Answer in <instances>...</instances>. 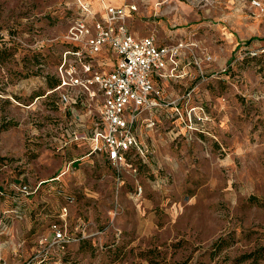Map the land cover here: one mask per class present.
Here are the masks:
<instances>
[{
	"label": "rangeland",
	"instance_id": "374dc122",
	"mask_svg": "<svg viewBox=\"0 0 264 264\" xmlns=\"http://www.w3.org/2000/svg\"><path fill=\"white\" fill-rule=\"evenodd\" d=\"M78 1L0 0V264L30 258L58 191L73 197L68 229L85 235L54 249V264H264V11L254 0H81L97 14L134 5L135 36L195 39L214 58L203 77L192 66L161 82L178 107L137 123L146 153L133 171L91 152L85 93L52 91Z\"/></svg>",
	"mask_w": 264,
	"mask_h": 264
},
{
	"label": "built area",
	"instance_id": "2783aa9c",
	"mask_svg": "<svg viewBox=\"0 0 264 264\" xmlns=\"http://www.w3.org/2000/svg\"><path fill=\"white\" fill-rule=\"evenodd\" d=\"M253 5L264 11L261 2L254 0ZM135 9L134 5H107L103 13L97 14L89 2L79 0L78 15L65 33L67 47L57 65L59 83L52 89L79 88L86 94L83 104L93 105L96 114L88 135L91 152L103 155L117 170L133 171L132 158L146 153L134 131L136 122L145 115V125L151 126L152 110L178 107V98L167 99L157 79L185 74L177 72L182 62L183 67L193 66L203 77L214 61L213 55L195 39L160 43L153 35L134 36L126 19ZM104 50L114 54V61L98 59ZM249 53L254 55L256 51ZM108 64L111 68L106 70L103 66ZM229 64L221 70L225 71ZM42 182L33 188L27 184L18 188L29 195ZM58 194L62 202L57 215L49 221L47 234L37 239L33 254L21 264H54V249L61 250L85 235L83 230L77 233L67 227L72 195L61 191ZM67 264L80 262L72 260Z\"/></svg>",
	"mask_w": 264,
	"mask_h": 264
},
{
	"label": "crops",
	"instance_id": "0c3cea01",
	"mask_svg": "<svg viewBox=\"0 0 264 264\" xmlns=\"http://www.w3.org/2000/svg\"><path fill=\"white\" fill-rule=\"evenodd\" d=\"M107 2H112V3H118L117 2V0H106ZM116 6H119V5H116ZM134 35V34H133ZM135 36V35H134ZM136 37H143V36H136ZM177 39H181V38H174V39H171V41H174V40H177ZM171 41H169V42H171ZM235 47V46H234ZM183 65H184V63L182 62L181 63V66H180V68L178 69V71L177 72H182V71H184L185 72V74H183L182 76H179V77H173V78H166V79H157V83L159 84V85H161V82L163 81H165V80H174V81H179V80H181V79H184L186 76H187V73H188V71L190 70V68L192 67V66H186V67H183ZM212 67V66H211ZM196 69V68H195ZM199 76V75H198ZM189 79L191 80L192 78L191 77H189ZM164 96L167 98V99H171L172 97L171 96H168V95H166V94H164ZM166 108V107H165ZM165 108H161V109H156V110H152V112H151V117L153 116V115H155L158 111L159 112H161L163 109H165ZM144 117H145V115H144ZM141 120V118L136 122V125H135V134H136V136H137V132H136V127H137V123L139 122ZM143 120H144V118H143ZM137 138H138V136H137Z\"/></svg>",
	"mask_w": 264,
	"mask_h": 264
},
{
	"label": "trees",
	"instance_id": "16d2710c",
	"mask_svg": "<svg viewBox=\"0 0 264 264\" xmlns=\"http://www.w3.org/2000/svg\"><path fill=\"white\" fill-rule=\"evenodd\" d=\"M58 83H59V80L57 81L56 85H57ZM56 85H55V86H56ZM55 86H54V87H55Z\"/></svg>",
	"mask_w": 264,
	"mask_h": 264
},
{
	"label": "bare ground",
	"instance_id": "6f19581e",
	"mask_svg": "<svg viewBox=\"0 0 264 264\" xmlns=\"http://www.w3.org/2000/svg\"><path fill=\"white\" fill-rule=\"evenodd\" d=\"M105 2H107V1H105ZM102 10V9H101Z\"/></svg>",
	"mask_w": 264,
	"mask_h": 264
}]
</instances>
